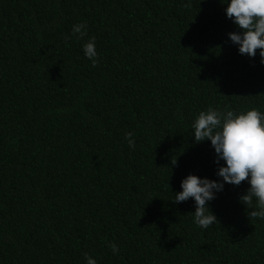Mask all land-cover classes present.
<instances>
[{"label": "trees", "instance_id": "obj_1", "mask_svg": "<svg viewBox=\"0 0 264 264\" xmlns=\"http://www.w3.org/2000/svg\"><path fill=\"white\" fill-rule=\"evenodd\" d=\"M226 7L0 0V264H86L85 253L97 264H264V220L240 202L247 180L216 194L207 229L191 198L174 202L188 175L217 180L223 166L194 140L199 112H264L260 50L238 53ZM91 37L95 67L82 50Z\"/></svg>", "mask_w": 264, "mask_h": 264}, {"label": "clouds", "instance_id": "obj_2", "mask_svg": "<svg viewBox=\"0 0 264 264\" xmlns=\"http://www.w3.org/2000/svg\"><path fill=\"white\" fill-rule=\"evenodd\" d=\"M225 15L238 29L229 33V40L238 46V53L254 58L259 49L264 64V0H227ZM85 35V22L72 26V36L81 39ZM68 39L70 37H65L66 42ZM82 50L95 67L99 62L95 37L89 38ZM192 129L196 143L211 142L216 157L214 163L219 166L223 161V166L216 171L217 180L188 175L181 181L182 191L175 194L174 202L191 198L196 208L194 224L207 229L217 223L209 207L216 194L224 190L225 184L239 186L247 180L250 188L240 197V202L254 209L248 213L249 217L264 220V112L252 108L237 114L208 108L199 112ZM131 137L132 133L125 134L128 146L134 148L135 141ZM109 247L113 255L118 254V245L111 243ZM84 259L86 264H97L87 253Z\"/></svg>", "mask_w": 264, "mask_h": 264}]
</instances>
